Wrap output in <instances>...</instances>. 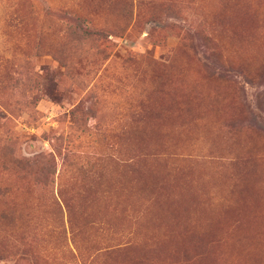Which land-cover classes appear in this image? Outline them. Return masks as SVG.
Returning a JSON list of instances; mask_svg holds the SVG:
<instances>
[{
	"label": "rangeland",
	"instance_id": "obj_1",
	"mask_svg": "<svg viewBox=\"0 0 264 264\" xmlns=\"http://www.w3.org/2000/svg\"><path fill=\"white\" fill-rule=\"evenodd\" d=\"M0 264H264V0H0Z\"/></svg>",
	"mask_w": 264,
	"mask_h": 264
}]
</instances>
